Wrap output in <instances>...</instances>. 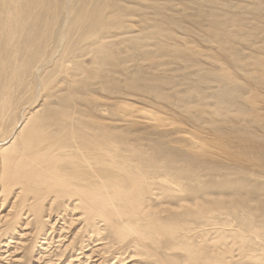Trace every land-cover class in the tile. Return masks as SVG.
I'll use <instances>...</instances> for the list:
<instances>
[{"label": "rangeland", "instance_id": "374dc122", "mask_svg": "<svg viewBox=\"0 0 264 264\" xmlns=\"http://www.w3.org/2000/svg\"><path fill=\"white\" fill-rule=\"evenodd\" d=\"M56 2L33 9L36 23L23 12L13 27L15 55L6 59L23 84L14 81L0 146L31 114L71 111L75 127L118 139L136 148L134 158L143 152V161L159 163L158 181L144 198L156 202L155 218L180 229L179 236L160 235L132 251L135 234L120 241L101 224V234L92 233L98 226L88 228L79 211L68 214V222L75 220L63 231L59 213L43 226L30 207L12 209L14 199L0 196V264H202L218 256L215 244L224 240L232 257L217 264H264V0ZM84 8L106 25H78ZM36 52L46 55L40 63L49 68L39 79L26 68ZM200 205L214 208L207 215L214 224L194 214ZM184 244L203 261H191Z\"/></svg>", "mask_w": 264, "mask_h": 264}, {"label": "bare ground", "instance_id": "6f19581e", "mask_svg": "<svg viewBox=\"0 0 264 264\" xmlns=\"http://www.w3.org/2000/svg\"><path fill=\"white\" fill-rule=\"evenodd\" d=\"M22 1H25V5L27 6L26 9L23 8V5L21 4ZM33 1L34 0H0V121L5 117V114L11 111L13 107L12 94L14 92V81L18 78L19 82L16 85L23 84V82L19 79V76H15L16 72H13L14 70L12 71L10 69L9 62L6 59H11V55H15V53L11 52V46H9L10 43H13V40L15 39L13 27L19 23L23 12H26L27 18H31V21L34 23L37 22L38 17L33 16V9L42 7L45 0H35V3L31 5ZM20 5L22 9H20ZM86 9L87 8L82 9L83 11H81L79 15L77 19L78 25H85L88 22H93L94 26L99 28L106 25L107 19L105 21L100 18L99 15L92 14ZM48 23H50V21ZM23 26H25V22L23 23ZM27 32L29 33L30 38L34 36L36 34L35 24L32 25L30 23L27 26ZM2 41L4 45L2 44ZM42 54L40 52L34 53L30 62L26 64V68L29 69H27L28 74H34L38 79L40 78L41 74L46 72L43 70L44 67H46V63H40L44 55ZM57 55L59 56L60 54L57 53ZM38 62L40 64L37 65ZM52 62L53 61H51V63ZM16 93L18 92L15 91V95ZM49 114L50 115L44 116L43 118H41L42 115L35 117L33 114H31L30 117L24 119L25 121L16 131V133L12 135V139L10 138L9 143H1V199H4V201L9 200V198L14 199L12 209H14V207L20 208L22 212L30 207L31 211L34 212L37 220L42 225L45 221H48L46 220V217H49L50 219L54 213H59L62 216V220L65 222L62 228H60L62 231L65 229V225L67 223L72 226L75 220L73 219L71 222H68V214L75 215L76 211H79L88 228H90V226H98L100 224L101 226L104 225V227L107 226V228H109L114 233V236L118 237L120 241L125 240L123 237L129 234H135L136 238L130 240V242L134 243L133 246L135 250L132 251L138 250V248L143 245L145 241L156 242V238L160 235H169L172 238L176 235L179 236L178 230L180 229L173 228L171 225H168V223H162L163 219L155 218L157 215L151 212V210L154 208L153 205L156 203L155 200V203L153 204V201L151 202L149 199L147 201L144 198V196L146 197L145 193L151 189L154 181H158L156 180L154 173H156L157 168L160 166L159 163L158 166L152 161H143L142 159L145 158L143 157L141 159L140 156L143 152L139 153V158H134L137 153L135 154V150L133 149L136 148L131 149L128 145V147H126L124 141V143H118V139L111 140L109 136H107L106 139L99 137L97 134L96 136H92L91 134L87 133L89 132L88 127H84L85 129L83 128L82 130L81 127H75L74 124L78 118H73L74 114H72L71 111L68 112L64 109L58 110V108H56L53 112L49 111ZM80 122L82 121L80 120ZM96 130L93 132H96ZM4 145L7 147L4 148ZM167 180L169 181L170 178ZM181 183H183V181ZM155 184L158 186V183L155 182ZM179 185L181 187V184ZM160 186L163 185H159V189L156 187L158 189L157 192H159ZM164 186V189H167V185ZM164 192L169 194V190H165ZM158 194L160 195V193ZM162 197H165V200L166 198H169V196L164 195H162ZM171 199L169 200L170 204ZM159 200L157 202H159ZM45 203L47 205V213L46 215H42V208L44 207ZM213 209L214 208H209V206L206 208L205 205H200L199 209L194 212V214H196V216H204L207 218V220H209V224H214V222H211L212 217L210 218L211 215L215 214H212L214 212ZM218 209L219 208H217V210ZM183 210L185 212V209ZM208 214H210L209 217L207 216ZM10 215L11 214L8 213L5 218H9ZM17 215H19V213ZM223 225L226 226L225 223ZM107 228L105 227L104 230H107ZM81 229L83 231L82 233H84V228ZM101 229L98 226L91 232H98V234H101ZM98 240L101 241L102 238H98ZM224 241L222 243H217V245L215 244V247L217 246L219 249L218 256L215 255L214 258H208L204 261L198 257V253L193 251L191 245L184 244V249L188 250L189 259L193 262L200 263L203 261L202 264H217V262L222 258L226 259L225 257L227 256L232 257V249L226 248V243ZM93 242H89V244L92 245ZM124 254L126 253H122V255Z\"/></svg>", "mask_w": 264, "mask_h": 264}]
</instances>
